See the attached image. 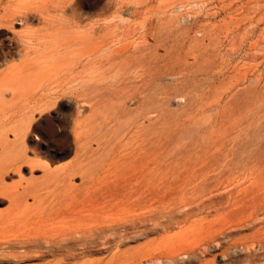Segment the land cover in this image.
<instances>
[{
    "label": "rangeland",
    "instance_id": "obj_1",
    "mask_svg": "<svg viewBox=\"0 0 264 264\" xmlns=\"http://www.w3.org/2000/svg\"><path fill=\"white\" fill-rule=\"evenodd\" d=\"M69 1L45 14L97 20L96 82L85 60L80 95L41 111L55 74L0 59V161L2 144L26 156L0 182V264H168L190 246L178 264H264V0ZM111 220L127 226L92 235Z\"/></svg>",
    "mask_w": 264,
    "mask_h": 264
},
{
    "label": "bare ground",
    "instance_id": "obj_2",
    "mask_svg": "<svg viewBox=\"0 0 264 264\" xmlns=\"http://www.w3.org/2000/svg\"><path fill=\"white\" fill-rule=\"evenodd\" d=\"M62 1L64 3L70 2L69 0ZM47 5L48 0H0V25L11 29H15V24L22 27V30H14L12 32L15 36V43L11 48L5 51L0 46V59L5 63L9 61V58L14 59L15 56H19L21 61L16 70L21 72L18 75H23L22 77H27V73L30 70L34 74V80L43 79L44 77L47 79V76L50 78L51 75L55 74L54 80H49L48 84L46 81V84L43 83L42 87L37 88L36 91L34 90V101L38 96L41 97V101L37 106L41 111L55 104L57 98L61 97L63 93L80 95L78 93V83L81 82L83 72L77 70V68L80 63L84 65L85 60L92 62L93 76L90 79L94 77L96 82L99 56L101 51L107 46V43L98 40V36H96L97 29L94 26L97 25V20H93L92 30L88 33L80 31L78 25V27H74V21L55 20L48 17L45 14ZM36 15H38L37 22H35ZM77 22L80 23L81 19L77 20ZM110 52H112V49ZM0 65H2L1 62ZM2 80L3 74L0 72V95L7 86ZM76 81H78L77 84ZM80 108L81 106H77L79 111ZM75 130L76 128H73L71 132L74 133ZM2 146L0 182L4 180L5 175L10 173V171L19 170L22 160L26 157L20 149L7 150L4 144ZM112 222V220L108 221L107 225L97 226L92 229V235L105 237L110 240L116 233H109L108 230L125 229L127 226L126 223L114 224ZM129 222L132 226H137L136 220ZM138 222H141V219ZM122 237H126V233ZM215 239L216 236L212 235L205 241L206 246L202 251L203 253L209 250L210 241ZM218 243L217 246L220 244ZM196 250V246H190L183 254L179 252L171 253L168 255V264H178L180 259L190 262L196 255ZM205 264H211V261L206 260Z\"/></svg>",
    "mask_w": 264,
    "mask_h": 264
}]
</instances>
